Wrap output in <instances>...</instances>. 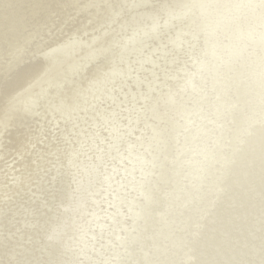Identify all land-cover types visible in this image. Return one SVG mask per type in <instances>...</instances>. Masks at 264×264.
Listing matches in <instances>:
<instances>
[{"label":"rangeland","instance_id":"rangeland-1","mask_svg":"<svg viewBox=\"0 0 264 264\" xmlns=\"http://www.w3.org/2000/svg\"><path fill=\"white\" fill-rule=\"evenodd\" d=\"M1 34L0 264H264V0H0Z\"/></svg>","mask_w":264,"mask_h":264},{"label":"bare ground","instance_id":"bare-ground-1","mask_svg":"<svg viewBox=\"0 0 264 264\" xmlns=\"http://www.w3.org/2000/svg\"><path fill=\"white\" fill-rule=\"evenodd\" d=\"M84 8L86 9V7H84ZM3 32H4V30H3ZM0 36L2 37V34H1ZM5 36H6V34H5ZM3 38H4V37H3ZM9 38H10V37H9ZM4 39H5V38H4ZM63 39H64V38H61L60 40L62 41ZM0 40H1V39H0ZM10 40H11V39H10ZM8 41H9V40H8ZM11 41H12V40H11ZM72 41H73V40H72ZM9 42H10V41H9ZM10 43H11V42H10ZM10 43H9V44H10ZM66 43H68L67 40H66L63 44H66ZM52 44H53V43H52ZM52 44H51V45H52ZM57 44H59V41L57 42ZM60 44H61V43H60ZM60 44H59V45H60ZM51 45H50V46H51ZM54 46H55V45H52L50 48L53 49ZM63 46H64V45H63ZM14 49H15V47L13 46V50H14ZM17 49H19V48H17ZM20 49H21V48H20ZM51 49H50V50H47V51H44V52H46V53H47V52L52 53V52H51ZM13 50H12V51H13ZM21 51H22V49H21ZM29 51H30V52L32 51L31 53H41V52H42L41 48H40V50H38L37 52H33L34 49H30ZM52 51H53V50H52ZM16 52H20V51H19V50H18V51L16 50ZM16 52H15V53H16ZM23 52H24V49H23ZM23 52H21V53H23ZM27 52H28V51H27ZM10 53H12V52H10ZM15 53H12V54H15ZM8 54H9V53H8ZM12 54H9V55H12ZM23 54H24V53H23ZM15 55H16V54H15ZM15 55H14V56H15ZM18 55H19V54H18ZM14 56H13V57H14ZM23 56H24V55H23ZM11 57H12V56H11ZM13 57H12V58H13ZM15 58L17 59V57H14L13 59H15ZM18 58H19V57H18ZM21 58H22V55H21ZM21 58H19L18 60H21ZM78 60H82V58H80V59H78ZM250 65H251V64H250ZM34 66H35V65H34ZM8 67H9V66H8ZM4 69H5V68H4ZM23 69H24V68H23ZM246 69H247V68H246ZM5 70H6V69H5ZM6 71H7V70H6ZM13 77H14V76H13ZM18 77H19V76H18ZM70 77H71V76H70ZM109 83H110V82H109ZM249 84H250V83H249ZM20 85H21V84H20ZM9 86H10V85H9ZM226 87H227V86H226ZM3 91H4V90H3ZM4 92H5V91H4ZM29 106H30V104H29ZM34 106H35V105H34ZM21 107H22V106H21ZM30 107H32V106H30ZM30 107H29V108H30ZM29 108H28V109H29ZM28 109H27L26 111H28ZM239 109H240V108H239ZM24 110H25V109H24ZM30 110H32V109L30 108ZM26 111H25V112H26ZM25 112H24V113H25ZM21 114H23V113L21 112ZM28 114H29V113H28ZM244 126H245V125H244ZM1 134H2V132H0V135H1ZM154 135H156V134H154ZM151 137H152V136H151ZM205 138H206V137H205ZM211 149H212V148H211ZM194 153H195V152H194ZM201 153H202V152H201ZM193 157H194V156H193ZM187 170H188V169H187ZM227 173H228V172H227ZM226 205H227V204H226ZM166 213H167V212H166ZM168 215H169V214H168ZM170 215H171V214H170ZM214 222H215V219H213V220L211 221V224L214 223ZM205 234H206V233H205ZM162 237H163V236H162Z\"/></svg>","mask_w":264,"mask_h":264}]
</instances>
